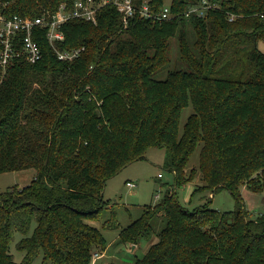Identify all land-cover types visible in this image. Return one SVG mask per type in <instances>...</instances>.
Listing matches in <instances>:
<instances>
[{
  "label": "trees",
  "instance_id": "trees-1",
  "mask_svg": "<svg viewBox=\"0 0 264 264\" xmlns=\"http://www.w3.org/2000/svg\"><path fill=\"white\" fill-rule=\"evenodd\" d=\"M3 1L7 17L35 18L76 0ZM132 2L139 11L145 0ZM149 2L153 11L166 5ZM169 6L170 21L137 12L127 28L114 6L97 11V25L69 21L56 47L83 48L71 62L38 31L43 59L0 70V175L36 171L26 187L0 192V264H17L9 251L17 232L26 235L18 246L26 264L40 252L51 264H95L106 249L94 226L107 206L105 184L151 148L168 153L175 186L122 231L121 241L136 245L150 238L155 217L164 218L157 242L134 264H264V213L248 219L241 192L264 195V0ZM194 7L202 16H186ZM173 38L178 59L158 79L172 63ZM187 107L192 114L181 126ZM198 146L199 166L185 177ZM198 174L197 190H227L236 209L186 210L176 190ZM103 223L119 227L114 212Z\"/></svg>",
  "mask_w": 264,
  "mask_h": 264
},
{
  "label": "rangeland",
  "instance_id": "rangeland-1",
  "mask_svg": "<svg viewBox=\"0 0 264 264\" xmlns=\"http://www.w3.org/2000/svg\"><path fill=\"white\" fill-rule=\"evenodd\" d=\"M165 4L170 5L171 0H166ZM189 35L192 36L191 30H189ZM170 43L172 63L170 67L158 73V79H164L168 71L174 67L173 60L178 59L179 44L177 39H171ZM258 48L264 54V39L260 40ZM191 114V107L183 110L181 126L184 125ZM200 150L201 147L198 146L192 155L186 168L185 177L190 175L193 168L199 166ZM145 158L143 161L127 166L105 184L103 198L107 206L101 213L100 221L95 222L94 226L102 233L106 242V249L99 256V258L102 256L100 259L96 256L93 257V260L98 261L95 264H134L144 256L152 244L157 242L158 234L165 227L164 218L157 216L152 221V234L149 239H141L136 245L121 241L122 231L141 219L148 207H154L160 203L169 189L172 191L175 186V174L170 169V158L164 148L148 149ZM35 173L34 169H28L1 174L0 192H4L13 186L26 187L32 182ZM159 175H162V177H159ZM127 182L134 183L135 188L127 187ZM202 185L201 177L198 174L194 181L188 182L176 190L177 200L186 210L193 212L195 209L204 206L220 212H229L236 209V201L229 191H213V194H211V190L202 188L197 190ZM241 192L246 210L250 214L248 219H258L264 213V195L254 194L248 191L245 186L242 187ZM157 196H160V198L157 199ZM112 212H114L119 227L114 230L103 228V222L112 217ZM35 226L36 224L33 222L27 236L32 235ZM24 237L26 235L17 232L9 249L14 262L17 264H26L24 261L25 253L18 250V246ZM28 264H51V262L49 260L45 261L43 252H40Z\"/></svg>",
  "mask_w": 264,
  "mask_h": 264
},
{
  "label": "built area",
  "instance_id": "built-area-1",
  "mask_svg": "<svg viewBox=\"0 0 264 264\" xmlns=\"http://www.w3.org/2000/svg\"><path fill=\"white\" fill-rule=\"evenodd\" d=\"M149 0L141 5L139 11L132 0H76L71 6L63 3L54 12H46L41 16L25 17L15 14L7 17L5 9L7 3L0 0V70L6 74L16 63L36 64L43 59L44 53L39 42L35 39L38 31L45 30L48 44L54 50L60 61H73L84 50L60 51L57 43L65 40L63 27L71 20L80 19L97 25V11L106 6H114L122 16L123 26L128 27L129 20L138 12L141 18L152 23L170 21L174 18L169 5L153 11ZM205 4V2H204ZM193 13L202 16L200 8L188 9L186 16ZM38 32V33H37ZM162 177V175H159ZM127 187L134 189L132 182ZM160 196H157V199ZM99 258V256H96Z\"/></svg>",
  "mask_w": 264,
  "mask_h": 264
},
{
  "label": "crops",
  "instance_id": "crops-1",
  "mask_svg": "<svg viewBox=\"0 0 264 264\" xmlns=\"http://www.w3.org/2000/svg\"><path fill=\"white\" fill-rule=\"evenodd\" d=\"M101 257H102V256H101ZM101 257H100V258H101ZM100 258H99V259H100ZM97 262H98V261H97ZM97 262H96V263H97Z\"/></svg>",
  "mask_w": 264,
  "mask_h": 264
}]
</instances>
